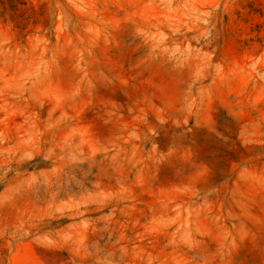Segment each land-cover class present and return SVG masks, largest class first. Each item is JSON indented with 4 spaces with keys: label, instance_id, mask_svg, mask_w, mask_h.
<instances>
[{
    "label": "rangeland",
    "instance_id": "374dc122",
    "mask_svg": "<svg viewBox=\"0 0 264 264\" xmlns=\"http://www.w3.org/2000/svg\"><path fill=\"white\" fill-rule=\"evenodd\" d=\"M0 264H264V0H0Z\"/></svg>",
    "mask_w": 264,
    "mask_h": 264
}]
</instances>
